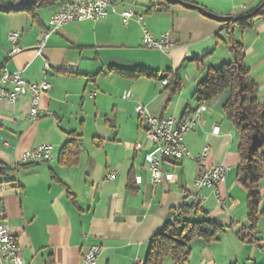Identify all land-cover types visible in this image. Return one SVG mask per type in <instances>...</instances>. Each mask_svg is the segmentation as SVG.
<instances>
[{
    "label": "crops",
    "instance_id": "obj_1",
    "mask_svg": "<svg viewBox=\"0 0 264 264\" xmlns=\"http://www.w3.org/2000/svg\"><path fill=\"white\" fill-rule=\"evenodd\" d=\"M177 1L181 3L168 1L161 9L151 0H112L104 19L73 22L51 32L48 20L59 0H0L11 7L0 11V69L19 72L29 83L50 85L41 98L42 115L34 122L26 119L28 96L16 104L0 101V163L9 169L0 175V221L15 237L25 264H82L90 245L101 247L97 264L144 261L150 240L178 219L183 204L198 205L207 219L226 228L218 241L189 243L187 264H264V216L251 241L236 234L249 229L248 194L236 181L237 136L222 112L229 92L203 105L193 94L207 69L233 62L219 18L242 16L262 0ZM126 8L143 16L153 38L167 33L169 48H144L141 26L134 20L122 25L120 13ZM232 30L258 85L257 99L264 102V15L254 18L251 27ZM10 31L21 34V51L12 56ZM201 58L199 67L195 60ZM140 69L169 77L130 79L110 71ZM174 76L180 90L171 94L162 81ZM138 105L157 118L194 122L182 137L187 156L168 162L164 168L171 179L156 185L144 160L150 145L135 111ZM74 138L78 162L63 166L59 153ZM42 144L52 146L50 162L17 165L23 152ZM217 165L228 168L217 189L225 207L212 190H194L199 170ZM110 172L113 178L107 180ZM260 194L264 207V180ZM0 264L8 263L0 258Z\"/></svg>",
    "mask_w": 264,
    "mask_h": 264
},
{
    "label": "trees",
    "instance_id": "obj_2",
    "mask_svg": "<svg viewBox=\"0 0 264 264\" xmlns=\"http://www.w3.org/2000/svg\"><path fill=\"white\" fill-rule=\"evenodd\" d=\"M151 2L161 9L171 4L166 0ZM26 7L24 4L23 8ZM190 7L196 8L194 4ZM263 7L264 0L242 16L233 19L219 18L223 30L228 34L226 45L233 62L207 69L204 79L196 85L193 92L200 105L211 102L225 91L229 92L222 112L237 136L239 164L236 169V181L248 194L246 208L249 229L247 231L241 229L236 233L243 242L252 240L253 230L259 219L264 216L260 194V185L264 180V102L257 99L258 85L250 77L245 64L243 44L234 40L232 27H251L254 18L264 15ZM0 11L6 12L7 9L0 8ZM195 62L200 67L204 59H196ZM110 71L130 79L147 77L161 80L169 77L168 75L159 77L143 69ZM167 85L171 94L180 90V80L177 76L171 77ZM79 154V144L74 138L62 147L58 157L59 163L67 167L73 166L78 162ZM8 173L9 169L0 163V175ZM197 214H202L203 218L191 219V215ZM206 216L198 205L183 204L179 207L178 219L165 224L150 240L144 264H164L167 258L171 259L172 264H187L190 256L189 243L194 240H202L205 243L218 241L226 228L215 224Z\"/></svg>",
    "mask_w": 264,
    "mask_h": 264
},
{
    "label": "built area",
    "instance_id": "obj_3",
    "mask_svg": "<svg viewBox=\"0 0 264 264\" xmlns=\"http://www.w3.org/2000/svg\"><path fill=\"white\" fill-rule=\"evenodd\" d=\"M111 6L112 0H60L56 11L48 20V27L52 32L73 22L99 21L107 16V10ZM153 10H160V8L155 7ZM120 16L123 26H127L131 20L141 26V41L144 48L161 52L169 48L168 34H163L159 39L153 38L152 34L142 24V15H137L131 8H126L120 13ZM20 37L19 31L8 32L7 40L11 44L10 56L20 53L21 49L18 45ZM46 38L47 36L44 40ZM43 46L44 42L39 45L38 54H40ZM43 68V71L46 72L48 65L45 64ZM162 83L166 85L167 81H162ZM49 89L50 85L47 82L29 83L22 78L19 72L11 73L5 68L0 69V101L16 104L21 98L28 96L29 112L26 115L28 121L34 122L42 115L41 98ZM135 111L145 123V138L150 145V149L144 160L151 175L152 184L156 185L163 180H170L171 174L165 171L164 166L168 162L181 160L187 156L182 137L193 127V119L188 118L182 122H177L172 117L157 118L151 115L146 108L139 105L136 106ZM135 149L139 150L140 145L136 144ZM51 151V145H39L23 152L17 161V165L21 167L39 162L48 163L52 160ZM207 151L208 148L205 147L198 158L199 161H203ZM227 174L228 168L223 165L211 168L204 167L197 173L194 190L196 192L203 189L212 190L217 203L225 207L226 199L219 195L217 189L225 182ZM112 178L113 172H110L107 175V180ZM2 215L0 211V218H2ZM100 253V246L90 245L83 253L82 264H97ZM0 258L8 264H25L15 237L2 221H0ZM138 260L140 259H136L133 264H138Z\"/></svg>",
    "mask_w": 264,
    "mask_h": 264
},
{
    "label": "water",
    "instance_id": "obj_4",
    "mask_svg": "<svg viewBox=\"0 0 264 264\" xmlns=\"http://www.w3.org/2000/svg\"><path fill=\"white\" fill-rule=\"evenodd\" d=\"M167 1L181 3V2H179V1H177V0H167ZM21 3H22V0H20V3H19V4H21ZM0 8H3V9H11V7H9V6H4V5H1V4H0ZM196 8L199 9L198 7H196ZM209 15L212 16L211 14H209ZM212 17H214V16H212Z\"/></svg>",
    "mask_w": 264,
    "mask_h": 264
},
{
    "label": "rangeland",
    "instance_id": "obj_5",
    "mask_svg": "<svg viewBox=\"0 0 264 264\" xmlns=\"http://www.w3.org/2000/svg\"><path fill=\"white\" fill-rule=\"evenodd\" d=\"M169 262H171V261H170V258H167V259H166V262H164V264H169Z\"/></svg>",
    "mask_w": 264,
    "mask_h": 264
},
{
    "label": "bare ground",
    "instance_id": "obj_6",
    "mask_svg": "<svg viewBox=\"0 0 264 264\" xmlns=\"http://www.w3.org/2000/svg\"><path fill=\"white\" fill-rule=\"evenodd\" d=\"M138 264H144L142 260H138Z\"/></svg>",
    "mask_w": 264,
    "mask_h": 264
}]
</instances>
